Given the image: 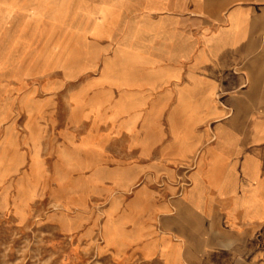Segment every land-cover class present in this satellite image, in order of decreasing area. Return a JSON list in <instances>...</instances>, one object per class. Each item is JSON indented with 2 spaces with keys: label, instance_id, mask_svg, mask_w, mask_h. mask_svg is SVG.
Instances as JSON below:
<instances>
[{
  "label": "rangeland",
  "instance_id": "rangeland-1",
  "mask_svg": "<svg viewBox=\"0 0 264 264\" xmlns=\"http://www.w3.org/2000/svg\"><path fill=\"white\" fill-rule=\"evenodd\" d=\"M224 1L0 0V264H264V2Z\"/></svg>",
  "mask_w": 264,
  "mask_h": 264
},
{
  "label": "crops",
  "instance_id": "crops-1",
  "mask_svg": "<svg viewBox=\"0 0 264 264\" xmlns=\"http://www.w3.org/2000/svg\"><path fill=\"white\" fill-rule=\"evenodd\" d=\"M151 1V2H149ZM236 0H227L224 1V5L227 3L233 4ZM243 2H249V0H242ZM256 1H263L264 0H256ZM149 5H151V10L163 11V12H180V11H193V12H200L205 11L210 8L211 0H148ZM211 3V4H210ZM228 5V4H227ZM174 26V21L167 22L166 27ZM179 26V25H178ZM131 90H135L134 87ZM180 233V231H179ZM181 235V233L179 234ZM185 235V234H184Z\"/></svg>",
  "mask_w": 264,
  "mask_h": 264
}]
</instances>
